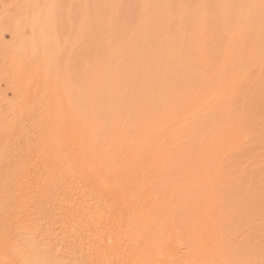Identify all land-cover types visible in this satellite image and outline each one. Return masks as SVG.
<instances>
[{
  "label": "bare ground",
  "instance_id": "obj_1",
  "mask_svg": "<svg viewBox=\"0 0 264 264\" xmlns=\"http://www.w3.org/2000/svg\"><path fill=\"white\" fill-rule=\"evenodd\" d=\"M115 1L117 3V0L108 3L114 6ZM47 2L50 4L49 0ZM134 2L142 4V12L149 13L152 21L149 20V26L143 31L137 27L133 31L130 42L138 43L137 47H131L127 42L128 46L120 45L115 49L116 59L111 57L115 62L105 61L108 68L96 72L89 81L91 84L87 81L86 89L91 87L88 92L83 89L82 101L77 106L70 102V91L58 84L51 70L54 42L51 31L53 15L50 16L49 12L53 7L49 11L46 5L43 11L36 9L34 14L30 13L29 30L32 37L38 35L35 37L40 38L39 43L34 38L27 42L20 40L17 38L20 33L16 38L13 36L16 53L15 58L12 57L11 79L21 83H18L21 85L18 101L22 102L19 111L27 115L33 129H24L27 122L22 121L24 118L21 120L23 114L16 118V123L12 121L14 124L8 117L3 118L4 124L0 122V131L2 129L5 135L0 134L5 136L4 140L13 134L14 142L19 144L17 141H20L22 145L19 146L24 148L18 161L19 169L16 167L18 176L13 175L18 177L16 189L22 191L21 195L15 189L20 193L16 194L24 201L16 195L12 198H17L18 203L24 202L25 206L27 201L31 206L40 194L38 197L46 202L51 214L43 215L45 212L39 208L41 202H37L39 210L27 205L26 208L21 206L25 210L20 214L19 210L15 214L12 203L10 207L8 205L13 190L6 188L0 167V212L13 209L11 223L8 219L10 209L7 211L9 217L0 214V264H204L199 248H217L218 239H222L223 233L213 227L220 211L216 191L219 188L214 187L216 183L213 181L215 175L216 180L221 181L217 174L218 171L221 173L229 152L237 144L233 143L236 135L247 136L245 132L248 130L244 132L242 129L245 123H241V116H235L238 118L235 120L231 103L235 88L233 86L234 90L225 92L223 79L233 69L241 79L250 64H260L258 60L264 59V0ZM187 8L195 10L189 11L195 12L193 21L196 23L184 29L181 20L184 18H179L176 24L173 19L174 14L182 17V11ZM210 11L218 14L213 22L205 17ZM251 20L254 27L250 26ZM177 23L181 28L175 30L173 37H168L169 33L166 37L168 30L164 25L170 28ZM255 26L257 30H254ZM104 31L100 29L99 33L106 36ZM254 31L258 33L255 38ZM189 36L194 38L192 42L196 49L183 46ZM179 40L181 46L177 49L175 43ZM248 43L253 46L247 57H243V47ZM190 47L194 48L193 52ZM219 47H222L221 52L217 51ZM196 60L199 64L194 65ZM219 60L221 62L215 69L217 73L213 70L206 72L209 61L216 64ZM239 77H236L238 81ZM175 78L179 80L178 89L172 86ZM238 81L235 85L240 84ZM170 83L172 89L158 91V87L162 89L160 86L168 87ZM148 89L155 92L145 97ZM99 93L102 95L95 98ZM163 101L167 104L163 109L168 110V121L158 124L154 116L156 110H151L154 117L149 115L147 118H150L146 119V112L143 117V108L151 106L158 111L162 104L165 105ZM175 101L180 105L177 106ZM107 102L110 112L105 115ZM37 104L41 106L37 108ZM122 108L127 112L124 117H120ZM132 113L141 122L146 120L143 126L137 127L142 124L137 122L129 127ZM246 116L242 122H246ZM210 123L215 124L213 128ZM98 133L106 138L103 147L97 144ZM179 138L184 139L182 149L176 144H181ZM83 139L89 140V150ZM1 140L0 149L7 150L10 140L5 141L6 145ZM107 145L111 151L108 158L103 153ZM8 150L6 155L10 158L14 151ZM0 155L1 160L5 153ZM193 175L196 177L194 184L190 180ZM167 200L168 203L162 205ZM46 206L41 207L44 210ZM183 207H190L194 214L187 224L175 218V212ZM148 217L155 223L144 229L142 225ZM190 241L196 244L197 251L192 250ZM211 261L205 264H213Z\"/></svg>",
  "mask_w": 264,
  "mask_h": 264
},
{
  "label": "rangeland",
  "instance_id": "obj_2",
  "mask_svg": "<svg viewBox=\"0 0 264 264\" xmlns=\"http://www.w3.org/2000/svg\"><path fill=\"white\" fill-rule=\"evenodd\" d=\"M47 1L48 0H0V19L2 18L0 22L2 21V23L4 24V25L0 24L1 27L3 28L2 29L0 27L1 29L0 31V115H1L0 122L1 123L5 121L3 118L6 119L7 117H8L7 119L9 120V122L11 121V123H13L16 120V118H18V116L20 117V115L23 114V116H21L22 118L20 117L21 120L24 118L22 121L25 123L27 122L26 124H29L27 115L24 116L25 113L20 114V111H19L20 110L19 107H21L20 104L22 103L20 102V100L18 101V94H19L18 91L19 90L21 91V89H19L21 85L19 84L21 83L11 79V64H12V57H14V53H16V50H15L16 39L15 38L18 36V35L16 36V34L20 33L21 35L19 34L20 36H18L17 38H20V40L25 41V42L31 41L33 40V38L37 42H38V39L40 40V38L37 39L35 37L38 35H34V37H32L33 34H31L30 32L31 30H29L30 24L28 20L30 19L31 14L35 13L36 9H39L41 11L42 9L47 8L46 5H48L49 11H50L53 7V9L50 11L51 13L49 12L50 16L53 15L52 17L53 20L51 19L52 20L51 22L53 23L51 26L52 27L51 31H52V39L54 42L53 49L51 50V70L53 72V75L56 77L58 84H60L61 87L66 86L67 89L70 91L68 97H69L70 102L74 106L79 105L78 103L82 101L81 97H82L83 89H85L86 92L89 91L90 89L89 87L91 86L87 87V89L85 86H88L87 85L88 82L92 80L96 72H99V70H102V68H103V71L108 68V67H105L104 65V63L106 64L105 61L107 62L110 61L111 64L115 62V61L112 62V59H113L112 56H114V59H116L115 53L117 52V50L115 49L117 47H120V45L128 46L129 43L132 45L131 47H134V46L137 47L138 43L136 44V42L135 43L130 42L131 40H133V38H131L132 35H134L133 31H135L136 27L139 30L143 31V29L149 26L150 24L149 22H151L153 19L151 18L149 13L142 12L143 10L141 7L142 4L135 3L134 0H120L119 2L117 0V3L115 1L113 4L114 6L108 3L109 0H52V1L49 0L50 4H48ZM93 7L97 8L98 11L97 12L93 11L94 9ZM187 9H186L187 11L185 9L182 11V15H181L182 17H179L178 14H174L176 16H175V19H173L174 24H176V22L180 21L179 18L180 19L184 18L185 20L181 19L183 20L182 23H183L184 29L196 23V21H193L195 12H192L195 10L193 8H192L193 10L190 8H187ZM189 10H192V11H189ZM142 13L145 15H148L149 17L148 16L146 17L151 18V19H146L145 15L143 16ZM215 13L216 12L214 11H210L209 13H207V15L205 14L206 16L205 15L204 16L207 17L206 20L213 22L218 17V14L216 16ZM186 14L188 15V18L190 19L187 18ZM174 15L172 18H174ZM143 17L145 18V20ZM191 17L193 19H191ZM142 18L143 20L141 21ZM252 19H254V17ZM252 21L253 20H251L250 23H252ZM174 24L170 26V28H167L164 25V29L166 31L168 30V32L162 33L164 31L163 30L161 34L163 36L167 34L166 35L167 37L169 33L168 37H170V35L171 37H173L176 34L175 30H177L178 28H181V24L180 25L179 23H177L178 25H174ZM250 26L254 27V22ZM257 26H255L254 30H257ZM99 27L101 31L105 30L104 32L106 36L102 35L101 32L99 33L100 31ZM15 29L17 30L15 31ZM213 31H211V34H213ZM208 33L206 37H208ZM214 34H215V31H214ZM257 34H258L257 31H254L253 38H255ZM190 36L185 38L183 46L185 45L187 47L189 46L194 47V42H192L194 38ZM111 38L113 39L112 40L113 43L111 42ZM17 41H19V39ZM37 42H35L36 45H38ZM178 42H180V40ZM178 42L175 43V46L177 47V49L180 48L181 46V42L180 44ZM109 45L111 46V48ZM252 46L253 44L251 43L244 45L243 57L244 56L247 57V52L250 51ZM107 47H109L110 50H107ZM192 47H190V49ZM193 49H191L192 52H193ZM217 51L221 52L222 47H219ZM258 61L260 64H258V62L256 63L253 62L252 64H250L249 69H248L249 72L247 71V68L246 70L243 71V73L247 71L249 74H247V72L246 74L244 73L245 75L241 77V79L239 77L240 75L239 76L235 75L236 73L235 71H233L235 69L229 70L223 79L224 80L223 85L226 90L225 91L223 89V91L225 92H227V90L232 91L234 90L232 89L233 86L235 88L234 93L232 92L233 94H231V97L232 98L234 97L233 99L234 101L232 102L230 101L231 103H233L232 108H233V111L235 112L234 117L241 116L243 119V117L247 115L245 119L247 123L242 122V119H241V123L247 124L246 126L248 128L247 127L245 128V124H244V127L243 128L241 127V128L244 129V132L246 131L245 129H248V130L247 132H245V134L247 133L246 134L247 136H244V134H241V133H238L236 135L235 139H237L238 142L237 140L234 139L235 141L233 142L234 145L236 143L237 144L236 146L234 145L231 146V147L234 146L233 150L232 151L230 150L231 151L229 152L230 155L227 156L226 161L224 163L225 165H223L222 167L223 168L222 171L220 170L221 173H219L218 171V174H217L218 179L221 181L216 180V175H215V180L213 182L214 184L216 183L214 187L219 188L216 191H217V194L219 193L218 194L219 196L217 195V198H218L217 200H218L220 211H219L218 219L214 221L215 223L213 227L215 228L216 231H220V233L222 232L223 234H222V239L221 240L218 239L217 241V244H216L217 248L216 247L215 248L209 247V248H203V249L199 248L200 249L199 252L201 253L202 257L205 259V260L203 259V262L204 261L209 262V260L211 261V259L213 260L215 259L218 261H222L221 264L222 263L223 264H226V263L228 264H264V59L258 60ZM220 62L221 60H219L218 62L216 61V64H214V62L212 64V62L209 61L206 64V68H207L206 72L210 70V73H211L213 70V72L217 73V70L215 69H217V64H220ZM194 63L199 64L197 63V60L194 61L193 64ZM234 63L236 64L237 61H234ZM243 73H240V74L243 75ZM176 74H178V72H176ZM232 75L239 77L238 79L240 80L238 81L236 77H232ZM174 80L176 81L174 85L172 86L173 87L175 86L178 89L180 85L177 81L179 80L177 78H175ZM231 81L232 83H229ZM236 81L240 82V84L238 83L235 85ZM89 84H91V82H89ZM100 84L101 83H99L98 85L99 87H100ZM171 84L172 83H170L168 87L162 85V87L160 86V88L162 89H159V87L157 89L158 91L163 90L165 88L169 89V87L170 89H172ZM226 84H227V87L225 86ZM192 86L193 85H190V87ZM228 87L230 89H228ZM146 91L147 92L145 93V97L149 93L150 94L148 95V97H150L155 92L154 90L151 91L150 89ZM225 92L224 94H226ZM234 94L235 96H233ZM101 95L102 93H99L98 95L95 96V98H98ZM145 97L143 99H145ZM255 97L258 99H256ZM164 102L165 101H163L162 103ZM230 102L228 103L229 105L228 107L230 108L229 110L231 112L232 109L230 107L231 106ZM175 103L177 104V106L180 105V103H177L176 101ZM33 104L34 103L32 102V106ZM106 104H107V107L104 110L105 115L109 114L110 112V107L108 106L109 102H107ZM164 104L165 105L162 104V108H160L161 110L159 109L160 111L159 110L157 111L155 107L153 110L152 109L153 107L151 106H149L150 108L148 107L143 108L142 109V112H144L143 117L145 118L144 115L148 113L146 115V119L150 118V117L147 118V116L151 115V112L152 111L154 112L156 110L155 114L153 112L152 113L154 114V116L156 115L157 117L156 121L158 122V124H162L168 121L166 117V115L168 114V110L166 108L163 109L164 106L167 107V104L166 102ZM39 107L37 104V108ZM230 112L229 114L232 118V115H231L232 112L231 113ZM126 114L127 112L124 111L122 108V113L120 114V117H124L126 116ZM154 116L151 115V117H154ZM25 118H27L26 121H24ZM236 119L238 118L235 117V120ZM23 122H21L22 125L24 124ZM130 122L131 123L129 127L135 126L138 123H142L137 126V127H141L144 125V122H146V120H143V122H141L138 116L132 113ZM14 123H16V121ZM26 124H24L25 125L24 129L28 130L31 127V125L29 124L30 126H28ZM214 125L215 124L213 123L209 124L211 128H213ZM1 127L2 126H0V128ZM118 128L121 129L123 128V126H119ZM31 129H33V127L30 128V131ZM27 130L25 131L27 132ZM239 131L242 132L243 130H239ZM0 133H2V135H5V133L2 132V129ZM28 134H31V133L29 132ZM12 135L13 134H11V136L9 135L8 136L9 138L7 137L8 139L4 140L5 136H1L0 134V138L2 137L1 139H3L4 142L6 141L8 143L9 140L11 141V142L9 141L10 145H7L6 148L11 149V152L14 151L10 154V158H9V155L8 156L6 155V154H9L8 152H6L8 149L7 150H5L4 148L0 149L3 153H5V155H3L2 159L0 160V167L2 168V171L4 173L3 175L6 177L5 178L3 176V178L9 181L8 182L5 180V183H6L5 185L7 189L9 188L10 190H13V193H11L10 199L12 198V195L16 197L17 194H20V193H17L19 190L16 189L19 186L18 177H14V176H18V173H17L18 172L17 168L19 167L18 161L21 159V156H23V154L21 153L24 150L23 147L19 146V145H22V143L20 141H17L19 144H17L16 141L14 142L13 140L14 136L12 137ZM97 135H98L97 144L100 147H103L106 143V138L102 133H98ZM238 138H241V139H238ZM1 139L0 141H2ZM179 139L181 141V144H178V143L176 144L178 147H180V149H182L185 143L183 142L182 144L183 138H179ZM15 140L17 139L15 138ZM6 142L5 144L3 142L1 143L2 145L3 144L6 145ZM13 142L15 143V145L13 144ZM82 142H84L85 144H88L87 145L88 150L89 148H91L89 146L90 143L88 139L87 140L83 139ZM13 145L15 148L13 147ZM8 146L11 148H9ZM16 147L18 149L14 150L16 149ZM109 147L110 146L107 145L103 149V153H105L107 158L111 152L109 151L110 150ZM21 148L23 149L21 150ZM1 151L0 153L3 154ZM13 155L15 158L13 157ZM0 158H1V155H0ZM3 168L5 170H3ZM4 171L6 172V175ZM194 179H196L195 175H193L190 178L193 184L195 181ZM7 182L11 184V188L9 184L7 185ZM15 189L17 190V192L15 191ZM8 192H11V191H8ZM19 192H21V195H22V191L20 190ZM195 193L196 192L194 191L193 194ZM193 194H191L190 196H192ZM9 196H10V193H9ZM38 196L41 197L40 194H38ZM38 196L34 198V200L31 203V206L27 201H25L26 204L29 206V208L33 207V209H38L37 204L40 202L41 203L39 205L42 204L41 205L42 207H43V204L44 206L47 205L46 202L43 199L41 201V198H39ZM17 197H19V200L24 201V199H22V196L20 197V195H18ZM36 198L37 200L39 199V201H37ZM16 199L17 198H12V201L13 200L15 202L17 201V203L13 201L16 205L11 200H10L11 202L9 201L8 205L9 207L11 203L15 205L13 206L11 204L12 208L13 207L15 208V209L13 208L14 213L17 210H19V212L18 211L17 212L18 214H20V212L25 210L21 206H24L25 208L28 206L27 205L25 206L23 204L24 202L22 201H20L21 203H18L19 201ZM168 201L169 200L164 201L162 205L167 204ZM17 204L18 205L20 204L19 207H21L22 209H20ZM32 204L35 205L36 207L33 206ZM41 206L40 207L38 206V207L41 209L42 212H45V214L43 213V215L46 216L47 215L46 213L51 214V210L48 205H47L48 207L46 206L47 209L46 208L44 209L45 211L43 210L44 207L42 208ZM16 207H18L19 209ZM9 209L11 210V208ZM9 209H7L6 212L3 211L2 213L4 215H7V217L10 216L8 219H9V223H11L10 218L11 216H13L11 215L13 214V209L11 210V212ZM7 211L10 212V213L8 212L10 215L7 213ZM17 212L15 214H17ZM2 213L0 212L1 215H3ZM193 217H194V214L192 212V209H190V207H183L177 210V212H175V218H179L178 219L179 221H182L186 224L190 222ZM8 219L6 222L7 224H8ZM154 223L155 222H153V218L148 217L147 220L143 223L142 228L145 229L147 226L153 227ZM10 228L11 227L9 226V230ZM180 235L183 238L186 237V235L185 237L183 234H180ZM190 243L192 242L190 241ZM191 248L192 250L193 249L196 250L197 248L196 244L192 243ZM193 254L196 255L195 253ZM213 260L211 262L214 264L215 260L214 261ZM218 261H216V264L218 263Z\"/></svg>",
  "mask_w": 264,
  "mask_h": 264
}]
</instances>
